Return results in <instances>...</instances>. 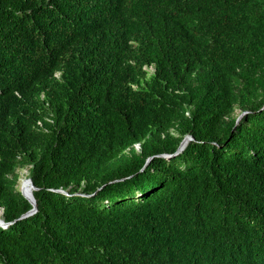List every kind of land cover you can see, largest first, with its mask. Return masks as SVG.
<instances>
[{
    "label": "trees",
    "instance_id": "trees-1",
    "mask_svg": "<svg viewBox=\"0 0 264 264\" xmlns=\"http://www.w3.org/2000/svg\"><path fill=\"white\" fill-rule=\"evenodd\" d=\"M1 208L0 264H264V0H0Z\"/></svg>",
    "mask_w": 264,
    "mask_h": 264
},
{
    "label": "water",
    "instance_id": "water-1",
    "mask_svg": "<svg viewBox=\"0 0 264 264\" xmlns=\"http://www.w3.org/2000/svg\"><path fill=\"white\" fill-rule=\"evenodd\" d=\"M241 115H242V114H241ZM241 115H240V116H241ZM240 116H239L238 118H240ZM191 139H192V136H191V135H186V136L182 139V141L180 142L179 147L177 148V151H176L175 154H178L179 152H181V151L185 148V146L187 145V143L189 142V140H191ZM137 145H138V144H137ZM138 146H139V145H138ZM164 156L166 157V155H164ZM25 181H26V184L31 188V192H30V193H26V192H25V187H24ZM35 189H36V186L33 184L31 178L28 176V177L24 180V182H23V184H22V186L20 187L19 190H20L21 194H22L26 199L29 200V202L31 203L32 207H31L30 209H28L24 214H22L21 218H22V217H27V216H29V215H32V214L35 213L36 210H37L36 200H35V198H34V196H33V190H35ZM59 191H60V190H59ZM2 213H3V209L1 208V209H0V226H6V225L10 224V222H5V221L2 219V217H1Z\"/></svg>",
    "mask_w": 264,
    "mask_h": 264
},
{
    "label": "rangeland",
    "instance_id": "rangeland-1",
    "mask_svg": "<svg viewBox=\"0 0 264 264\" xmlns=\"http://www.w3.org/2000/svg\"><path fill=\"white\" fill-rule=\"evenodd\" d=\"M138 148H139V146L137 145V149ZM16 173L18 175L16 187L19 190L20 187L22 186L24 180L28 177V167L22 168V169H18L16 171Z\"/></svg>",
    "mask_w": 264,
    "mask_h": 264
},
{
    "label": "bare ground",
    "instance_id": "bare-ground-1",
    "mask_svg": "<svg viewBox=\"0 0 264 264\" xmlns=\"http://www.w3.org/2000/svg\"><path fill=\"white\" fill-rule=\"evenodd\" d=\"M24 187H25V192L26 193H30L31 192V188L26 184V181H25Z\"/></svg>",
    "mask_w": 264,
    "mask_h": 264
},
{
    "label": "clouds",
    "instance_id": "clouds-1",
    "mask_svg": "<svg viewBox=\"0 0 264 264\" xmlns=\"http://www.w3.org/2000/svg\"><path fill=\"white\" fill-rule=\"evenodd\" d=\"M145 68H146V67H145ZM148 69H149V70H152V67L150 66V67H148Z\"/></svg>",
    "mask_w": 264,
    "mask_h": 264
}]
</instances>
